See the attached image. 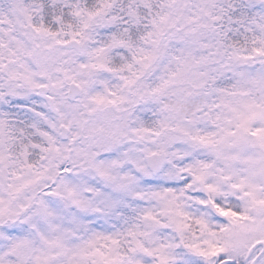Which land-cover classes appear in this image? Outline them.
<instances>
[{
	"label": "snow or ice",
	"instance_id": "obj_1",
	"mask_svg": "<svg viewBox=\"0 0 264 264\" xmlns=\"http://www.w3.org/2000/svg\"><path fill=\"white\" fill-rule=\"evenodd\" d=\"M0 264H264V0H0Z\"/></svg>",
	"mask_w": 264,
	"mask_h": 264
}]
</instances>
